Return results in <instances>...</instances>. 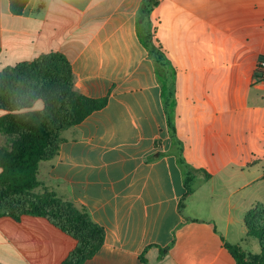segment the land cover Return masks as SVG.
<instances>
[{"label":"crops","instance_id":"crops-1","mask_svg":"<svg viewBox=\"0 0 264 264\" xmlns=\"http://www.w3.org/2000/svg\"><path fill=\"white\" fill-rule=\"evenodd\" d=\"M140 3L29 0L15 16L0 0V72L61 54L73 90L106 99L61 134L52 163L39 164L38 189L84 207L105 231L84 264H235L225 246H240L243 214L255 205L243 204L240 171L229 164L193 172L180 207L183 174L171 154L163 89L136 30ZM150 25L174 70L175 129L186 163L195 168L200 156L182 134L264 133V83L243 79L264 58V0H158ZM74 247L43 218H0V264H61Z\"/></svg>","mask_w":264,"mask_h":264},{"label":"trees","instance_id":"trees-1","mask_svg":"<svg viewBox=\"0 0 264 264\" xmlns=\"http://www.w3.org/2000/svg\"><path fill=\"white\" fill-rule=\"evenodd\" d=\"M12 15L20 16L29 0H8ZM158 0H141L136 30L163 89V110L171 139V154L183 174L185 193L192 190L194 173L188 168L183 145L172 120L174 112V70L159 42L153 39L150 14ZM73 73L67 59L57 53L41 55L0 72V218L19 221L23 216L45 219L75 241V247L61 264H84L102 247L103 228L95 224L86 209L42 190L37 192L39 164L54 159L62 142L61 134L103 108L106 99H90L73 90ZM164 81V83H163ZM167 91L165 97L164 91ZM40 102V109L34 105ZM246 235L255 239L259 253L248 255L237 245L226 244L235 264H264V203L245 215ZM165 250L161 252L164 254Z\"/></svg>","mask_w":264,"mask_h":264},{"label":"rangeland","instance_id":"rangeland-1","mask_svg":"<svg viewBox=\"0 0 264 264\" xmlns=\"http://www.w3.org/2000/svg\"><path fill=\"white\" fill-rule=\"evenodd\" d=\"M164 93L166 97L167 91L165 90ZM173 103L175 105V99ZM39 106L40 103L38 102L35 108ZM172 120L175 126L174 112L172 113ZM181 125L184 127L186 124ZM68 134L70 133L64 134L63 137H70ZM181 140L185 142L187 148H191V151L195 150L200 156V163L195 168L186 163L190 171L197 174L205 172L211 174L216 173L221 165L231 164L235 167L236 173L240 171L243 204L249 208L264 203V133L227 136L210 132L202 137L195 134L190 136L182 134ZM51 163L52 161L42 162L40 164L41 169L43 170ZM38 178L41 179V175ZM36 191L41 190L37 189ZM244 216L243 214L241 227L246 230ZM240 239L239 247L246 256L253 255L251 253H256V251L259 252V245L255 239L244 234L240 235Z\"/></svg>","mask_w":264,"mask_h":264},{"label":"built area","instance_id":"built-area-1","mask_svg":"<svg viewBox=\"0 0 264 264\" xmlns=\"http://www.w3.org/2000/svg\"><path fill=\"white\" fill-rule=\"evenodd\" d=\"M243 79L250 85L264 83V58H260L248 65Z\"/></svg>","mask_w":264,"mask_h":264}]
</instances>
